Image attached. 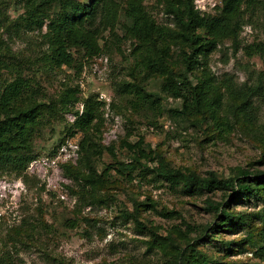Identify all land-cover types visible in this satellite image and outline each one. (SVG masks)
<instances>
[{
  "label": "rangeland",
  "instance_id": "374dc122",
  "mask_svg": "<svg viewBox=\"0 0 264 264\" xmlns=\"http://www.w3.org/2000/svg\"><path fill=\"white\" fill-rule=\"evenodd\" d=\"M25 1L0 0V93L20 80L28 87L25 96L30 104L57 106L58 113L44 115L33 139L35 159L51 156L63 137L64 144L79 145L84 133L69 136L67 131L76 118L75 112L80 115L85 100L96 96L103 104L102 124L87 134L101 152L92 156L91 163L98 174L105 172V180L84 194L63 169L67 183L58 190L48 189L27 168L20 175L0 172V181H21L24 188L19 197L0 198V264H171L177 249L189 258L197 257L190 251L197 250L216 264L260 263L255 251L263 244L264 205L259 200L229 203V211L248 216L249 225L228 230L223 227L225 231L213 242L206 237L212 235L208 228L220 221L213 204L228 200L232 192L187 194L182 186H173L155 169L159 156L170 168L202 178L209 174L233 177L242 169L251 174L264 172L263 123L249 126L232 112L230 107L237 102L220 85L224 75L236 77L241 84L248 76L264 73V0L243 6L245 24L237 41L223 40L206 58L200 57L205 72L199 68L190 75L194 83L212 77L220 96L221 108L214 115L207 112L202 121L201 116L179 118L172 113L180 102L161 91L165 76L142 62L144 49L135 50L134 42L124 37L122 10L113 33L101 28V53L85 57L82 51L72 50L76 63L70 68L56 66L46 58L47 19L41 29L33 30L20 20L26 10ZM116 1L121 7L129 2ZM142 5L158 26L178 31L162 4L143 0ZM193 5L201 16L214 15L221 0H193ZM56 11L55 6L51 7L47 15L52 18ZM255 45L262 54L248 56L247 48ZM164 46L168 47L166 63L175 74L180 73L183 63L177 41L166 39ZM124 83L140 86L157 98L156 103L140 104L133 89L120 91ZM70 88L75 90L77 101L70 112L64 113L59 100ZM125 143L135 145V150L142 148L149 159L133 155ZM133 156L139 160L137 169L130 174L119 172L117 162L131 163ZM80 157L78 152L75 166ZM85 165L79 166L83 174L88 173ZM108 166L114 169L107 171ZM135 203L143 205L138 212ZM40 215L50 231L36 234L31 227ZM22 221L26 224L19 228Z\"/></svg>",
  "mask_w": 264,
  "mask_h": 264
},
{
  "label": "trees",
  "instance_id": "16d2710c",
  "mask_svg": "<svg viewBox=\"0 0 264 264\" xmlns=\"http://www.w3.org/2000/svg\"><path fill=\"white\" fill-rule=\"evenodd\" d=\"M143 0H129L125 6H119L116 0H26L24 16L20 20L25 26L41 29L45 19L48 20L47 33L44 38L49 42V53L46 58L56 66L74 67L76 63L71 51H82L85 57L97 56L101 53L98 40L101 28H108L114 32L118 22L119 13L122 10L124 23L122 29L124 37L134 42L135 50L143 48L145 53L142 62L154 72H160L165 76L161 91L168 94L174 100H179L180 106L173 109L172 113L179 118H192L209 112L214 115L221 108V101L217 89L213 86L212 77L196 80L194 83L190 75L193 71L203 68L200 57L206 58L208 53L214 51L217 45L225 39L237 41L243 21V6L248 7L255 0H221V5L216 7L214 15L201 16L193 5V0H156L162 4L165 14L172 17L178 31H171L165 27L158 26L142 5ZM56 7L57 11L50 18L47 15L48 9ZM177 41L180 51V58L183 63V70L175 74L166 63L168 47L164 46L165 40ZM247 55L262 54L259 45L247 48ZM154 72V73H155ZM220 85L225 93L234 101L231 111L238 114L249 126L263 123L264 111L261 110V102L264 105V73L248 76L246 81L238 83L236 77L224 75ZM123 93L132 89L140 97V104H154L157 98L144 91L137 85L124 83L119 87ZM28 87L24 82L14 81L4 87L0 93V172H10L15 175L23 173L28 164L35 159L32 150L34 137L40 129L41 120L46 113H58L54 104L32 103L27 100ZM75 90L67 89L60 98L61 111L70 112V106L76 102ZM259 103V104H258ZM103 104L97 101L96 96L88 97L83 105V111L79 115L75 112V120L70 125L67 133L74 136L78 131L84 133L79 143V154L81 157L78 164H65L62 166L65 176L78 183L80 190L85 194L88 190L95 188L104 182V174H98L92 163V156L97 153L98 145L92 141L88 131L102 124L100 108ZM262 113V115H261ZM200 123V122H199ZM66 137L58 140L50 155L53 156L56 150L65 142ZM133 155L136 153L143 159L149 156L142 148L129 143L124 144ZM112 151V150H111ZM113 153V152H112ZM152 159L157 161L155 172L173 186H182L185 193L195 195L198 192L211 193L215 190L231 191L228 200L215 203L214 208L219 213L218 223L211 225L212 235L210 240L216 242L217 236L223 231L234 226H248V216L234 214L229 211V203L241 201V199H257L264 205V172L250 173L247 170H238L233 177L219 178L214 174L202 178L193 172L184 173L180 170L170 168L161 158ZM131 163L117 162L118 171L130 174L137 169L136 163L139 160L134 156ZM86 163V165H85ZM85 165L88 173H82L80 165ZM114 169L112 166L107 171ZM88 189V190H87ZM81 194V193H80ZM83 196V194H81ZM212 205V206H213ZM143 206L135 203V212ZM41 214V211L39 212ZM166 216V215H165ZM140 226V222L135 220ZM26 224L22 221L20 227ZM262 241L263 244L256 248L255 255L264 263V218L262 219ZM219 230V231H218ZM31 231L38 234L50 231V227L43 221L37 220ZM225 231V230H224ZM11 232L16 229L11 228ZM155 238L156 235L152 233ZM197 257L189 258L185 251L177 249V255L171 264H216L197 250L191 249Z\"/></svg>",
  "mask_w": 264,
  "mask_h": 264
},
{
  "label": "built area",
  "instance_id": "2783aa9c",
  "mask_svg": "<svg viewBox=\"0 0 264 264\" xmlns=\"http://www.w3.org/2000/svg\"><path fill=\"white\" fill-rule=\"evenodd\" d=\"M78 151L79 147L75 144H62L53 156L32 160L27 166V171L41 178L48 189L58 190L62 184L67 183L62 176V166L65 164L74 165L77 161ZM9 188L11 189L8 190ZM23 190L21 181L13 183L0 181V198H8L14 195L19 197ZM60 198L62 200L65 198L62 192L60 193ZM1 216L2 213L0 212V218Z\"/></svg>",
  "mask_w": 264,
  "mask_h": 264
}]
</instances>
